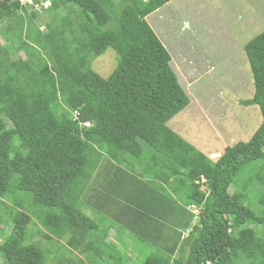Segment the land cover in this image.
<instances>
[{"label": "trees", "instance_id": "obj_1", "mask_svg": "<svg viewBox=\"0 0 264 264\" xmlns=\"http://www.w3.org/2000/svg\"><path fill=\"white\" fill-rule=\"evenodd\" d=\"M50 1L42 14L0 2L12 36L0 44V222L14 217L0 264H46L50 250L24 244L34 223L56 252L48 233L84 264H112L102 220L131 236L140 264H264V31L243 47L253 95L241 102L261 122L212 160L167 127L190 96L149 22L173 0ZM106 49L117 64L104 79L90 58Z\"/></svg>", "mask_w": 264, "mask_h": 264}, {"label": "rangeland", "instance_id": "obj_2", "mask_svg": "<svg viewBox=\"0 0 264 264\" xmlns=\"http://www.w3.org/2000/svg\"><path fill=\"white\" fill-rule=\"evenodd\" d=\"M203 1L205 0H173L162 11L163 15L152 17L149 23L150 25L152 23L151 26L159 40L167 45L170 54L173 53V47L177 46L178 42L185 41L186 38L190 41L188 49L183 53L184 58L178 57L173 61V66L180 75V82L184 83L190 96V103L167 123V127L177 131L179 136L206 154L237 142H246L261 122L258 107L244 106L241 102L250 99L253 95L252 79L243 47L253 37L264 31V6H262L264 0L259 2L255 0L253 5L245 2L246 0L243 2L230 0L233 5L230 11L225 8L227 1L218 6L219 10H203ZM236 4L238 11H235ZM240 8L242 11H239ZM47 20V16L39 19L42 29ZM7 26V22H0V44L2 45H7L12 37L10 33H5ZM17 53L24 58L20 49H17ZM178 53L176 51V54ZM116 64L117 55L112 49H106L99 57L90 58L91 69L104 79L112 73ZM211 66L215 68L212 72L216 71L214 82L211 78L213 73L210 71L196 80L193 85L192 83L191 86L189 85L188 79L193 74L209 69ZM87 150L89 162H92L91 170L94 171L100 161L96 155L100 156V154L93 148ZM209 158L214 160L218 157L212 155ZM255 168L256 166L249 168L240 179L243 182L246 181ZM78 188L80 189L76 191L69 189V192L77 198L82 193L84 185L81 184L80 187L78 185ZM232 191L230 188L228 192L231 194ZM4 202L9 204L7 200ZM80 209L89 218L93 220L96 218L90 210ZM13 218L10 213L1 220L0 243L9 236ZM7 221V224L3 223ZM196 221L197 219L194 220ZM41 230L38 223L30 225L24 244L37 242L42 249L50 250L51 254L46 264H55L56 259L63 263L70 260L73 261L72 264H84L81 256L64 247L66 246L64 241L56 232L48 233V235L55 243H60L59 245L63 247L56 252L50 247L54 244L45 245V241L37 234ZM117 232L102 220L99 236L109 243H114L119 252L112 264H120V262L140 264V256L136 257L134 252L136 243L133 241L130 245L127 244L131 236ZM186 253L187 247L184 250V256ZM99 255L107 262L105 253L101 252Z\"/></svg>", "mask_w": 264, "mask_h": 264}, {"label": "crops", "instance_id": "obj_3", "mask_svg": "<svg viewBox=\"0 0 264 264\" xmlns=\"http://www.w3.org/2000/svg\"><path fill=\"white\" fill-rule=\"evenodd\" d=\"M224 1H227V7H225L226 9H227V11H230V10H232V2L230 1V0H205V1H203V10H210V11H216V10H219L218 9V6H220V4H224ZM237 2H238V0H237ZM241 2H243V0H241ZM245 2H248L249 4H251V5H253L254 4V2H255V0H246ZM258 2H259V0H258ZM167 6H169V5H167ZM262 6H264V4L262 5ZM235 11H238V5L236 4V6H235ZM239 11H242V8H240L239 9ZM159 11L155 14V15H158V17H159ZM154 15V14H153ZM163 44H164V46L165 47H167V45H165V43L164 42H162ZM190 43V41L186 38L185 39V41L183 40V41H181V42H178V44H177V46H175V47H173L174 49H173V55H171V60H172V63H173V61H174V59H176V58H178L179 57V59H181V58H184V52L188 49V44ZM168 48V47H167ZM176 51L177 52H179L178 54H176ZM181 62V61H180ZM180 64V63H179ZM215 70V68L213 67V66H211L209 69H207V73L208 72H212V71H214ZM184 71V70H183ZM176 72H177V70H176ZM206 72L205 71H203L202 73H200V75H198V76H196V77H194V78H192V77H190V79H188V83H189V85L191 86V83H192V85L194 84V82L196 81V80H198V79H200L201 77H203L205 74H206ZM178 73V72H177ZM213 73V72H212ZM215 73V72H214ZM213 73V74H214ZM179 75V74H178ZM179 78H180V75H179ZM184 84V83H183ZM174 132L175 133H177V131H175L174 130ZM223 149L224 148H221V149H219V150H212V151H209L208 153H206V155L208 156V157H211L212 155L213 156H216V157H219L220 156V154L222 153V151H223Z\"/></svg>", "mask_w": 264, "mask_h": 264}, {"label": "built area", "instance_id": "obj_4", "mask_svg": "<svg viewBox=\"0 0 264 264\" xmlns=\"http://www.w3.org/2000/svg\"><path fill=\"white\" fill-rule=\"evenodd\" d=\"M3 0H0V2ZM13 3H18L21 7H25L29 10L35 11L38 14H42L43 11L49 8L50 0H12ZM77 113L75 112L74 117L77 118ZM88 126L89 123H84Z\"/></svg>", "mask_w": 264, "mask_h": 264}]
</instances>
